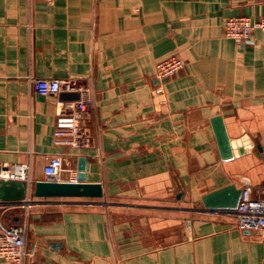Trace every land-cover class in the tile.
Listing matches in <instances>:
<instances>
[{
    "label": "crops",
    "instance_id": "1",
    "mask_svg": "<svg viewBox=\"0 0 264 264\" xmlns=\"http://www.w3.org/2000/svg\"><path fill=\"white\" fill-rule=\"evenodd\" d=\"M237 17H264V2L0 0V165L29 166L32 182L21 203L0 202V222L25 227L24 264L264 263V231L203 203L230 185L264 199V32L226 38ZM173 56L185 68L158 80ZM34 78L88 90L87 146L54 136L58 103L81 91L42 96ZM216 117L239 157L222 159ZM54 158L60 182L86 158L104 198H34Z\"/></svg>",
    "mask_w": 264,
    "mask_h": 264
},
{
    "label": "built area",
    "instance_id": "2",
    "mask_svg": "<svg viewBox=\"0 0 264 264\" xmlns=\"http://www.w3.org/2000/svg\"><path fill=\"white\" fill-rule=\"evenodd\" d=\"M264 2V0H256ZM256 31L264 32V17L252 19L237 17L227 20L224 24L225 37L239 45L252 43V35ZM185 61L173 56L157 64L156 77L164 82L185 68ZM36 93L42 96H59L62 93L81 91L82 99L76 102H59L56 130V144H66L80 148L88 145L85 120L90 110L91 98L88 90H79L69 81L60 79L32 80ZM158 93L163 89H158ZM64 168L60 158L52 159L45 168L48 181H56ZM0 181L22 182L31 186V169L29 166L14 167L0 165ZM76 181H72L75 183ZM236 227L241 232L264 231V199H255L250 189H245L236 210ZM26 229L23 226L6 227L0 222V260L6 264H24L27 257L25 245ZM264 264V263H263Z\"/></svg>",
    "mask_w": 264,
    "mask_h": 264
},
{
    "label": "water",
    "instance_id": "3",
    "mask_svg": "<svg viewBox=\"0 0 264 264\" xmlns=\"http://www.w3.org/2000/svg\"><path fill=\"white\" fill-rule=\"evenodd\" d=\"M66 99H69L67 97ZM79 94L71 95L69 100L77 101ZM212 127L217 139L219 151L223 160H232L244 153L238 150L242 147V141H233L229 138L225 123L222 117L212 120ZM28 187L22 182L0 181V202L21 203L26 199ZM243 190L230 185L226 188L208 194L203 198L205 208L208 210H237ZM103 185L87 181V159L79 160L77 182L40 181L36 182L32 196L37 199H62L82 198L101 199L104 198Z\"/></svg>",
    "mask_w": 264,
    "mask_h": 264
}]
</instances>
